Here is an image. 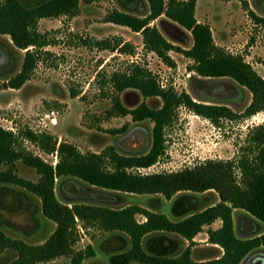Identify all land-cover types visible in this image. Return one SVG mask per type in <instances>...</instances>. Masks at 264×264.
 Returning <instances> with one entry per match:
<instances>
[{
  "label": "rangeland",
  "instance_id": "rangeland-1",
  "mask_svg": "<svg viewBox=\"0 0 264 264\" xmlns=\"http://www.w3.org/2000/svg\"><path fill=\"white\" fill-rule=\"evenodd\" d=\"M195 1V18L209 26L214 44L231 55L240 56L264 79V0ZM113 11L143 19L148 15V5L145 0H139L137 5L123 0L91 5L80 1L75 16L39 20L37 31L44 35L47 45L38 51L35 71L19 90L0 92V127L14 135L21 155L37 157L55 168L60 161L56 150L62 144L83 156L103 155L109 148L123 156L145 153L152 143L153 124L134 123L130 116L118 115L113 106L117 98L126 110L142 103L154 110L162 107L158 98L144 99L135 90L116 91L115 77L129 75L134 65L149 71L161 89H172L178 95L185 93L195 102L225 105L235 113L242 112L250 102L249 93L239 90L229 80L198 78L191 71V60L180 52L169 53L175 67H167L155 54L144 49L140 34L106 22ZM249 12L260 21L252 19ZM150 26L173 47L181 51L192 47L190 33L165 17ZM24 53L12 45L9 37L0 36V81L9 80L20 71ZM257 129L264 130V111L248 119L213 125L179 107L172 123L164 129V152L157 163L141 173L138 169L128 172L133 175L175 173L205 161H232L239 183L237 164L243 158H253L251 139ZM53 146L55 152H51ZM14 166L16 177L38 182L39 175L34 169L24 166L20 160ZM8 168L2 166L0 172ZM54 187L56 198L63 204L81 202L86 195L82 185L66 178L56 179ZM218 202L214 192L188 194L170 201L160 196L129 195L118 207L135 206L177 221ZM135 219L138 223L145 221L141 215ZM233 221L238 238L253 235V225L247 222L243 212L234 211ZM220 227L219 220L204 227L192 245L164 235L158 246L169 258L179 257L190 247L193 261H212L221 257L223 251L209 244L207 233ZM54 229V224L42 216L40 201L35 196L19 187L0 186V230L7 237L38 246ZM77 231L79 241L75 250L84 252L91 247L95 252L94 258L82 264H108L99 249L108 235L96 227L85 229L82 223H77ZM261 232L264 229L258 231ZM168 245L171 249L166 248ZM14 259V253L3 254L0 264H9ZM48 264L71 262L61 258Z\"/></svg>",
  "mask_w": 264,
  "mask_h": 264
},
{
  "label": "trees",
  "instance_id": "trees-1",
  "mask_svg": "<svg viewBox=\"0 0 264 264\" xmlns=\"http://www.w3.org/2000/svg\"><path fill=\"white\" fill-rule=\"evenodd\" d=\"M80 1L91 5L111 0H0V36L9 37L17 50L25 51L20 71L9 80L0 81V92L19 90L35 71L39 63L38 51L47 45L44 35L37 31L39 20L75 16ZM123 1L132 5L139 3V0ZM145 2L148 5L145 18L113 11L106 22L140 34L144 49L155 54L169 68L175 67L169 53H182L193 63L191 71L198 78L229 80L239 90L249 93L250 102L239 113L225 105L195 102L185 93L178 95L172 89H161L149 71L134 65L129 75L115 77L116 91L135 90L144 99L158 98L162 103L157 110L148 108L144 103L126 110L119 99H115L113 106L118 115L130 116L134 123L149 121L153 124L151 146L141 155L123 156L109 148L103 155L83 156L62 144L56 150L60 161L53 168L37 157L21 155L14 135L0 127V168L9 167L7 171L0 172V186L19 187L35 196L40 201L42 216L55 226L48 239L38 246L11 239L0 230V256L15 254V259L9 264H48L61 258L70 259L71 264H82L94 258L95 252L91 247L84 252L75 250L79 241L77 223H82L85 229L96 227L108 235L99 246L108 264H241L254 253L264 252V232L258 233L264 229L263 129H257L251 139L253 151L250 153H254L253 158H243L237 164L239 183L232 161H205L175 173L133 175L128 172L150 168L157 163L164 152V129L172 123L174 112L179 107L213 125L220 121L248 119L264 111V79L240 56L231 55L214 44L209 26L195 19V0ZM249 15L260 21L253 13L249 12ZM161 17L190 33L192 47L189 50L181 51L173 47L155 27L150 26ZM51 152H55V146ZM18 160L36 171L39 175L37 183L14 175V163ZM63 178L86 189L83 201L63 204L56 198L55 180ZM207 192H214L219 202L177 221L135 206L118 207L129 195L160 196L170 201L175 197L178 200L188 194L202 195ZM234 211L243 212L247 222L253 225L251 237L236 236ZM136 215L143 216L145 221L138 223ZM217 220L221 222V227L207 233L209 244L223 251L222 256L215 260L193 261L190 247L179 257L169 258L158 246L164 235L180 238L192 245L202 229ZM166 248L171 249L169 245Z\"/></svg>",
  "mask_w": 264,
  "mask_h": 264
},
{
  "label": "flooded vegetation",
  "instance_id": "flooded-vegetation-1",
  "mask_svg": "<svg viewBox=\"0 0 264 264\" xmlns=\"http://www.w3.org/2000/svg\"><path fill=\"white\" fill-rule=\"evenodd\" d=\"M259 257L264 258V252H256L251 257H248L241 264H253Z\"/></svg>",
  "mask_w": 264,
  "mask_h": 264
},
{
  "label": "water",
  "instance_id": "water-1",
  "mask_svg": "<svg viewBox=\"0 0 264 264\" xmlns=\"http://www.w3.org/2000/svg\"><path fill=\"white\" fill-rule=\"evenodd\" d=\"M137 144V142H136ZM253 264H264V258L259 257Z\"/></svg>",
  "mask_w": 264,
  "mask_h": 264
},
{
  "label": "built area",
  "instance_id": "built-area-1",
  "mask_svg": "<svg viewBox=\"0 0 264 264\" xmlns=\"http://www.w3.org/2000/svg\"><path fill=\"white\" fill-rule=\"evenodd\" d=\"M255 118V117H254ZM149 169V168H146ZM146 169H138V172L141 173L142 171L144 172Z\"/></svg>",
  "mask_w": 264,
  "mask_h": 264
},
{
  "label": "crops",
  "instance_id": "crops-1",
  "mask_svg": "<svg viewBox=\"0 0 264 264\" xmlns=\"http://www.w3.org/2000/svg\"><path fill=\"white\" fill-rule=\"evenodd\" d=\"M195 11H196V7H195ZM196 19V18H195ZM197 21V20H196ZM198 22V21H197ZM199 23V22H198Z\"/></svg>",
  "mask_w": 264,
  "mask_h": 264
}]
</instances>
